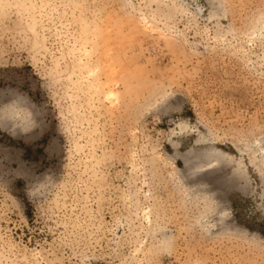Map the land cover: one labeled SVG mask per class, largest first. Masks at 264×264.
Here are the masks:
<instances>
[{
    "label": "rangeland",
    "instance_id": "374dc122",
    "mask_svg": "<svg viewBox=\"0 0 264 264\" xmlns=\"http://www.w3.org/2000/svg\"><path fill=\"white\" fill-rule=\"evenodd\" d=\"M263 150L264 0H0V264H264Z\"/></svg>",
    "mask_w": 264,
    "mask_h": 264
},
{
    "label": "bare ground",
    "instance_id": "6f19581e",
    "mask_svg": "<svg viewBox=\"0 0 264 264\" xmlns=\"http://www.w3.org/2000/svg\"><path fill=\"white\" fill-rule=\"evenodd\" d=\"M264 151V150H263ZM212 161H210L209 163H211ZM211 164H213V163H211Z\"/></svg>",
    "mask_w": 264,
    "mask_h": 264
}]
</instances>
